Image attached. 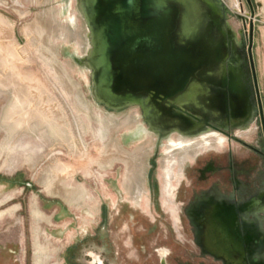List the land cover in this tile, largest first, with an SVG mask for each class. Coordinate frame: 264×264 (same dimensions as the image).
<instances>
[{
    "label": "rangeland",
    "instance_id": "obj_1",
    "mask_svg": "<svg viewBox=\"0 0 264 264\" xmlns=\"http://www.w3.org/2000/svg\"><path fill=\"white\" fill-rule=\"evenodd\" d=\"M218 1L250 41L264 111V0ZM87 48L76 0H0V264H85L107 252L111 264H139L125 244L142 228L151 244L180 247L161 211L165 141L144 133L139 108L94 101ZM244 134L251 142L255 124ZM228 147L239 148L215 146Z\"/></svg>",
    "mask_w": 264,
    "mask_h": 264
},
{
    "label": "flooded vegetation",
    "instance_id": "obj_2",
    "mask_svg": "<svg viewBox=\"0 0 264 264\" xmlns=\"http://www.w3.org/2000/svg\"><path fill=\"white\" fill-rule=\"evenodd\" d=\"M210 1L218 16L214 26L223 35L208 59L209 66L223 69L211 100L219 114L200 119L177 111L171 115L180 121L173 125L177 132L167 139L151 133L157 144L165 141L161 159L165 210L161 211L166 222L172 221L181 248L158 246L157 238L151 244L147 238L152 229L142 228L125 244L138 248L135 260L139 264H264V111L251 44L236 38L222 5ZM251 124H255V134L248 142L243 136ZM225 142L239 148H215ZM142 235L145 244H141ZM141 253L147 254L143 260ZM83 260L85 264H111L108 252L102 260L93 255Z\"/></svg>",
    "mask_w": 264,
    "mask_h": 264
},
{
    "label": "water",
    "instance_id": "obj_3",
    "mask_svg": "<svg viewBox=\"0 0 264 264\" xmlns=\"http://www.w3.org/2000/svg\"><path fill=\"white\" fill-rule=\"evenodd\" d=\"M86 26L94 101L119 111L139 108L148 131L177 132L178 112L211 117L223 75L209 66L222 39L210 0H76Z\"/></svg>",
    "mask_w": 264,
    "mask_h": 264
},
{
    "label": "bare ground",
    "instance_id": "obj_4",
    "mask_svg": "<svg viewBox=\"0 0 264 264\" xmlns=\"http://www.w3.org/2000/svg\"><path fill=\"white\" fill-rule=\"evenodd\" d=\"M145 132H146V133H151L150 131H148V129H146ZM204 134H206V132L200 133L198 136H201V135H204ZM198 136H197V137H198ZM167 138H169V136L166 137L165 139H167ZM195 138H196V137H195ZM203 145H204V144H203Z\"/></svg>",
    "mask_w": 264,
    "mask_h": 264
}]
</instances>
